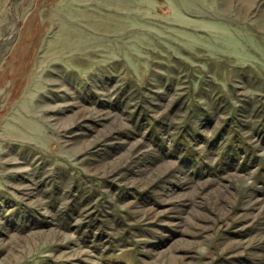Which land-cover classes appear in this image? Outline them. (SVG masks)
<instances>
[{
	"label": "rangeland",
	"instance_id": "rangeland-1",
	"mask_svg": "<svg viewBox=\"0 0 264 264\" xmlns=\"http://www.w3.org/2000/svg\"><path fill=\"white\" fill-rule=\"evenodd\" d=\"M0 264H264V0H0Z\"/></svg>",
	"mask_w": 264,
	"mask_h": 264
}]
</instances>
